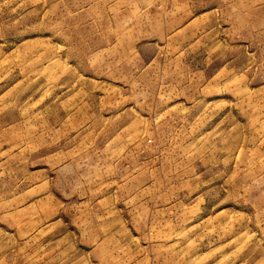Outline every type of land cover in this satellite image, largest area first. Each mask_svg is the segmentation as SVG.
<instances>
[{
  "label": "rangeland",
  "instance_id": "obj_1",
  "mask_svg": "<svg viewBox=\"0 0 264 264\" xmlns=\"http://www.w3.org/2000/svg\"><path fill=\"white\" fill-rule=\"evenodd\" d=\"M0 264H264V0H0Z\"/></svg>",
  "mask_w": 264,
  "mask_h": 264
}]
</instances>
